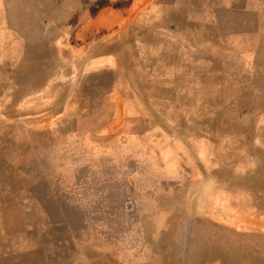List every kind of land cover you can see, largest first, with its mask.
Here are the masks:
<instances>
[{
  "label": "rangeland",
  "instance_id": "rangeland-1",
  "mask_svg": "<svg viewBox=\"0 0 264 264\" xmlns=\"http://www.w3.org/2000/svg\"><path fill=\"white\" fill-rule=\"evenodd\" d=\"M207 2L0 0V264H264V15Z\"/></svg>",
  "mask_w": 264,
  "mask_h": 264
},
{
  "label": "crops",
  "instance_id": "crops-1",
  "mask_svg": "<svg viewBox=\"0 0 264 264\" xmlns=\"http://www.w3.org/2000/svg\"><path fill=\"white\" fill-rule=\"evenodd\" d=\"M85 4H93V0H82ZM133 5L138 8L137 13L142 11L145 6H148L152 11L153 6L156 11L157 5L161 4L162 0H132ZM210 4L211 11L216 14V18L219 20H223L225 24L228 25L230 29L241 28L245 29V31H249L250 35H252V30L254 29V22L257 19H260L264 15V0H208ZM207 2V4H208ZM184 3V2H182ZM165 5L167 7V1H165ZM142 6H144L142 8ZM203 12H206V9H202ZM198 12H201L197 9ZM140 14V13H139ZM5 14V17H9L11 15ZM87 17V13H84ZM249 35V34H248ZM89 37V38H87ZM53 46L56 45V41L52 38ZM83 45V46H82ZM82 46V50L86 53L92 52L94 42L92 38V34L86 33V38L84 39L83 43L80 45ZM58 51V50H57ZM59 55V52H58ZM100 58H96L92 60L87 66L89 68L94 67V65H99L98 67H104L111 65L112 62H106L103 64L102 61L99 60ZM43 60V59H40ZM58 64L56 67H59V59L57 60ZM53 68L55 67V59H53L52 65Z\"/></svg>",
  "mask_w": 264,
  "mask_h": 264
},
{
  "label": "bare ground",
  "instance_id": "bare-ground-1",
  "mask_svg": "<svg viewBox=\"0 0 264 264\" xmlns=\"http://www.w3.org/2000/svg\"><path fill=\"white\" fill-rule=\"evenodd\" d=\"M141 49V48H140Z\"/></svg>",
  "mask_w": 264,
  "mask_h": 264
}]
</instances>
